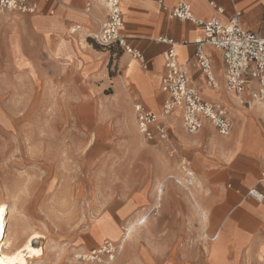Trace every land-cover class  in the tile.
I'll return each mask as SVG.
<instances>
[{
    "label": "rangeland",
    "instance_id": "obj_1",
    "mask_svg": "<svg viewBox=\"0 0 264 264\" xmlns=\"http://www.w3.org/2000/svg\"><path fill=\"white\" fill-rule=\"evenodd\" d=\"M0 15V200L15 208L10 224L24 230L18 245L33 231L43 236L34 242L43 256L33 262L75 264L76 255L108 240L124 243L109 264H241L237 250L227 257L222 247L219 219L208 212L202 223L188 200L182 220L174 224L166 218L169 227L164 230L158 223L162 203L154 207V197L145 211L150 210L148 220L139 223L131 238H122L128 219L117 228L109 223V214L149 189L146 161L129 159L119 147L126 134L117 124L116 111H93L97 100L84 93L95 85L72 80L79 66L74 57L69 59L70 49L61 43H49V49H44L19 15ZM91 36L87 43L97 65L106 76L117 75V59L123 54L97 46ZM91 65L93 75L95 65ZM177 174L172 170L160 181L167 179L166 185L186 194L197 180V196L208 193L210 180L203 185L192 173L190 187L187 177ZM107 225L115 229V236L106 235ZM170 238L177 246L162 255L158 244ZM174 249L176 258L172 257Z\"/></svg>",
    "mask_w": 264,
    "mask_h": 264
},
{
    "label": "crops",
    "instance_id": "obj_2",
    "mask_svg": "<svg viewBox=\"0 0 264 264\" xmlns=\"http://www.w3.org/2000/svg\"><path fill=\"white\" fill-rule=\"evenodd\" d=\"M32 1L38 7L33 15L7 13L19 15L20 21L28 26L42 48L49 49V43H61L62 47L70 49L72 55L69 54V59L74 57L72 59H76L79 66L72 80L77 84L95 85L92 91L88 87L84 93L87 98L97 100L93 111H116L117 124L126 134L119 147L124 149L129 159L146 161L148 171L145 179L149 181V189L142 197H133L119 206L113 214L108 213L109 223L113 222L118 228L120 221H131L145 212L152 205L157 180L172 170L178 172L179 178L185 177L184 166L188 168L187 165L191 164L192 173L197 175L203 185L205 181H211L208 193H198V199L207 213L219 219V233L223 236L222 247L228 253L227 257L237 250L239 263L263 264L264 201L257 203L247 195L253 187L264 195V119L259 108L252 104L250 96L256 90V83L251 82L239 96L227 91L222 54L211 46H205L204 54L210 61L211 73L217 85V88L209 87L193 58V42L202 37V29L188 21L170 18L155 1L148 0H120L123 21L121 33L129 39L133 48L142 53L147 62L146 67H141L138 61L117 47H111L123 55L117 59L118 74L106 76L87 43L91 34L97 31L98 24L106 19L103 0H89V3L87 0H63L58 6L43 0ZM184 1L190 5L192 15L202 21L215 18L225 22L235 12H239L241 27L264 37V0ZM208 1L221 8L223 15H217ZM164 3L168 7L175 5L173 0H164ZM87 4L88 10L85 9ZM51 8L52 14L49 13ZM2 20L0 15V23ZM71 26H76L73 28L76 29L74 33H71ZM160 38L176 44L177 63L186 67L191 88L205 101L224 109L232 122L228 135H219L208 122L197 133L188 134L182 127L181 111L176 110L165 121L168 135L165 141L149 143L142 138L133 106L139 104L159 114L165 98L161 92V80L165 73L163 53L168 47L157 41ZM92 63L95 69L90 75ZM185 201L189 206L185 194L169 185L159 210V227L164 230L169 227L166 218L174 224L181 221ZM91 239L97 241L93 236ZM175 244V239H165L159 242L157 250L163 255L170 247L173 249ZM175 253L174 249L173 258H176Z\"/></svg>",
    "mask_w": 264,
    "mask_h": 264
},
{
    "label": "built area",
    "instance_id": "obj_3",
    "mask_svg": "<svg viewBox=\"0 0 264 264\" xmlns=\"http://www.w3.org/2000/svg\"><path fill=\"white\" fill-rule=\"evenodd\" d=\"M43 1L54 6L63 3V0ZM148 1H155L170 18L188 21L202 29V37L193 42V58L209 87L217 88V85L211 73L210 61L204 54L205 46H211L222 54L224 86L227 91L239 96L251 82L256 83V90L251 94L252 104L259 108L264 119V37L259 33L245 31L241 27L239 12H235L225 22L215 18L202 21L192 15L190 5L184 0H173L175 2L173 7L166 6L164 0ZM89 2L87 0V3ZM208 4L217 15H223V10L214 2L208 1ZM103 5L106 19L98 24L97 31L91 36L92 41L103 48L117 47L131 59L138 61L141 67H146L147 62L142 53L133 48L129 39L121 33L123 21L120 0H103ZM88 8L87 4L85 9ZM37 10L38 7L32 0H0V14L16 12L33 15ZM49 13H53V8ZM75 31L73 29L71 33ZM157 41L168 47L163 53L165 73L161 80V92L165 98L159 114L146 110L139 104L133 106L137 128L142 138L149 143L165 141L168 138L165 121L176 110L181 111L182 127L188 134L197 133L203 124L208 122L219 135H228L232 122L221 106L205 101L191 88L186 67L177 63L174 50L176 44L163 38ZM262 179L264 180V175ZM247 195L257 203L264 201V195L255 187L249 189ZM122 249L123 245L120 242L104 241L96 249L76 255L75 264H109Z\"/></svg>",
    "mask_w": 264,
    "mask_h": 264
},
{
    "label": "bare ground",
    "instance_id": "obj_4",
    "mask_svg": "<svg viewBox=\"0 0 264 264\" xmlns=\"http://www.w3.org/2000/svg\"><path fill=\"white\" fill-rule=\"evenodd\" d=\"M235 104H237V103L235 102ZM233 106H235V105H233ZM89 144L91 145V140H90ZM187 166H188V168L186 166H184L185 167L184 169L186 171V177H187L186 183H188L191 187V184L194 181V177H192V170H191L190 164ZM166 181H167V179H163L161 181L159 180V181H157V183L154 186V194H155V196H154L155 197L154 207H156V208H160L161 203L163 202V199H164V195L166 193V189H167V187H169V184L166 185ZM195 183H196V186L194 189L193 188H191V189L187 188V192L185 194V197H186V200H188L190 207L192 208V212L198 216L199 220L202 223H205V220L208 217V213H207L206 209L201 204H199V202L197 200L198 199V196H197L198 191L197 190L200 187V183L197 180H195ZM183 186H185V185H183ZM13 213H15V208L14 207H11V208L7 207V205L3 201L0 200V264H33V263L36 264V260L34 262H33V260L34 259L39 260V258L43 256V252L40 248L34 246V242L38 241L40 239H43V236L40 235L39 233L33 231L32 233H30L27 236V238L23 244L18 245L19 237L21 236V234H23L24 230L21 229L19 224H10V221L12 219L11 216ZM149 215H150V210H148L147 212L138 214L136 219L129 221L126 224V227H125L126 231H125V233H123L122 238L123 239L124 238L125 239L131 238L134 231L139 229V227H140L139 223L144 219H145L144 220V223H145V221L148 220ZM144 223H142V224H144ZM115 232H116L115 229L113 230V228H111V226L107 225L106 235L113 237V236H115L114 235ZM102 236L103 235H98L97 237L101 238ZM106 241H108V240H106ZM204 250H205V252H208V246L207 245L204 246Z\"/></svg>",
    "mask_w": 264,
    "mask_h": 264
}]
</instances>
